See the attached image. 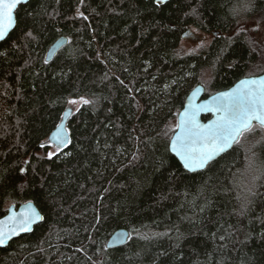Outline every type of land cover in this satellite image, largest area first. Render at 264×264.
I'll list each match as a JSON object with an SVG mask.
<instances>
[{"label":"trees","instance_id":"16d2710c","mask_svg":"<svg viewBox=\"0 0 264 264\" xmlns=\"http://www.w3.org/2000/svg\"><path fill=\"white\" fill-rule=\"evenodd\" d=\"M15 16L0 41V214L32 201L43 220L0 264H264V128L196 171L168 149L194 85L264 72V38L239 25L264 19V0H28ZM190 26L210 42L179 54ZM79 97L70 142L41 144ZM118 228L126 242L107 247Z\"/></svg>","mask_w":264,"mask_h":264},{"label":"snow or ice","instance_id":"6c2138e0","mask_svg":"<svg viewBox=\"0 0 264 264\" xmlns=\"http://www.w3.org/2000/svg\"><path fill=\"white\" fill-rule=\"evenodd\" d=\"M25 2L0 0V40H5L16 27L14 10ZM207 112L215 114V118L206 124L201 123L199 115ZM254 121L264 128V77L242 80L240 86L231 92L220 93L211 101L201 104H190L176 125L180 131L171 141V151L179 157L184 169H205L217 156L237 143L244 131H250ZM53 139L57 141L58 149L60 145L70 142L62 130L54 133ZM53 155L55 153H49V158ZM41 220L43 216L30 206L28 211L0 221V245L19 232L30 231L32 225ZM119 238L122 239L123 234ZM224 239V236H220V240Z\"/></svg>","mask_w":264,"mask_h":264},{"label":"water","instance_id":"95a60500","mask_svg":"<svg viewBox=\"0 0 264 264\" xmlns=\"http://www.w3.org/2000/svg\"><path fill=\"white\" fill-rule=\"evenodd\" d=\"M28 0H26L27 2ZM167 0H154V3L156 5H161L163 3H165ZM25 2V3H26ZM23 4V3H22ZM19 6V5H18ZM17 6V7H18ZM15 11L14 10V16H15ZM16 17V16H15ZM67 36L65 35H60L59 37H57L51 44L50 46L48 47L47 51H46V54H45V59L46 60H50L53 55L56 53V51L61 47L63 46L64 44H66L67 42ZM1 41V40H0ZM261 77H264V72L262 73H258V74H250V75H247V76H243L241 78H239L238 80H236L232 85H230L229 87L227 88H224V89H221V90H218V91H215V92H212V93H208V94H205V90H204V86L203 84L201 83H198L196 85H194L190 90L189 92L186 94L184 100H183V104L181 106V108L178 110L177 112V115H176V125L180 123L181 119L183 118L184 116V113L186 110L189 109V106L190 104H201V103H204L205 101H211L212 98L214 96H218L220 93H223V92H231L233 91L234 89H236L237 87L240 86V83L242 80H252V79H259ZM71 113V109L69 107H67L62 116H61V119L59 120V122L56 124V126L50 131V133L48 134L47 136V139L45 141H43L41 144H44L45 142H48V143H51L53 144L55 147L58 148V145H57V141L53 139V134L56 133L58 130H62L63 132V135L67 138V140L69 141V137H70V134H69V131L66 127V121H67V118L68 116L70 115ZM203 116H206L205 118H203ZM215 118V114L211 113V112H207V113H201L198 117V119L200 120L201 123H208L211 119H214ZM253 124H258V122H253ZM259 125V124H258ZM180 131V129H178L177 127L174 128L172 134L170 135L169 137V140H168V149L169 151L176 157V159L178 160V162L182 165L183 167V164L182 162L180 161L179 157L176 156V154L174 152L171 151V141L175 138V135L178 134ZM245 132V131H244ZM241 136V135H240ZM239 136V138H240ZM238 138V140H239ZM68 143V142H67ZM67 143L63 144V145H60L59 146V149L63 148ZM234 145V144H233ZM232 145V146H233ZM231 146V147H232ZM230 147V148H231ZM229 148V149H230ZM228 150V149H227ZM226 150V151H227ZM221 155V154H220ZM218 157V156H217ZM216 157V158H217ZM27 161V160H26ZM25 161V163H26ZM25 163L22 167V171L24 170V166H25ZM184 168V167H183ZM199 170V169H198ZM30 206L32 208H35L37 212H39L41 215V211L39 210V208L35 205L34 202L32 201H26V202H22L20 203L17 207L14 205V204H11L9 205L8 209H7V212L4 213L3 215L0 216V221H6L7 220V217L9 216H13V215H19L21 212H25V211H28ZM43 216V215H42ZM40 222V221H39ZM38 222V223H39ZM37 224V223H36ZM36 224H33L32 225V228L31 230L33 229L34 225ZM5 227H7V224L5 225ZM30 230V231H31ZM30 231H26V232H19L18 235H15V236H12L9 240L6 241V243L0 245V247H3V246H6L8 244L9 241H11L13 238L21 235V234H24V233H28ZM123 234V238H119L120 235ZM129 236V232L127 229L125 228H118L116 229L108 238L107 240V243H106V246L107 247H112V246H118L120 244H123L126 242L127 238Z\"/></svg>","mask_w":264,"mask_h":264},{"label":"rangeland","instance_id":"374dc122","mask_svg":"<svg viewBox=\"0 0 264 264\" xmlns=\"http://www.w3.org/2000/svg\"><path fill=\"white\" fill-rule=\"evenodd\" d=\"M240 26L246 28L250 31V33L255 37L264 38V19L262 18H250L247 20H243L239 23ZM211 34L204 32L194 26H190L187 30L181 35L179 46H178V53L179 54H186L197 52L203 50L208 43L210 42ZM209 76V73L206 71L204 74V79ZM84 98H74L70 99L68 102V107L71 110H75L81 102H83ZM168 126L174 130L176 127V118L169 121ZM259 126L258 124H253L251 131L248 133H242L239 140L244 143L247 150H251V146L254 145L255 141H257L258 135H254L249 137L250 133L255 130V127ZM57 149L52 146L50 149L51 153L56 152Z\"/></svg>","mask_w":264,"mask_h":264},{"label":"flooded vegetation","instance_id":"af4514ba","mask_svg":"<svg viewBox=\"0 0 264 264\" xmlns=\"http://www.w3.org/2000/svg\"><path fill=\"white\" fill-rule=\"evenodd\" d=\"M11 204H14L16 207L19 205V204H16V203H14V202H13V203H9V204L5 207L4 212L0 214V216L7 212V209H8V207H9V205H11Z\"/></svg>","mask_w":264,"mask_h":264},{"label":"bare ground","instance_id":"6f19581e","mask_svg":"<svg viewBox=\"0 0 264 264\" xmlns=\"http://www.w3.org/2000/svg\"><path fill=\"white\" fill-rule=\"evenodd\" d=\"M43 215V214H42Z\"/></svg>","mask_w":264,"mask_h":264}]
</instances>
